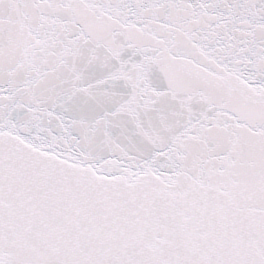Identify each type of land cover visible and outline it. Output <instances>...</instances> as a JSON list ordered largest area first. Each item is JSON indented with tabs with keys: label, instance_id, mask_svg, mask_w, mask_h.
<instances>
[{
	"label": "snow or ice",
	"instance_id": "obj_1",
	"mask_svg": "<svg viewBox=\"0 0 264 264\" xmlns=\"http://www.w3.org/2000/svg\"><path fill=\"white\" fill-rule=\"evenodd\" d=\"M0 264H264V0H0Z\"/></svg>",
	"mask_w": 264,
	"mask_h": 264
}]
</instances>
